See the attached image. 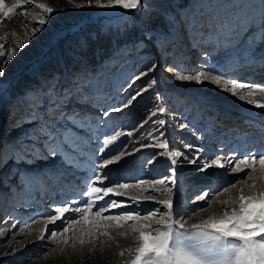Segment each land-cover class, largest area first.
<instances>
[{"label":"rangeland","instance_id":"1","mask_svg":"<svg viewBox=\"0 0 264 264\" xmlns=\"http://www.w3.org/2000/svg\"><path fill=\"white\" fill-rule=\"evenodd\" d=\"M154 1H161L162 14L171 24L169 31L157 26L154 19L158 13L154 7L144 8L145 13L141 14L150 19L145 21L146 24H140V16L132 18L135 15L133 9L119 6L76 8L70 0H35L56 10L45 17L48 22L34 36L31 30L40 28V25L33 15L41 12L35 6L25 5L17 9L10 19L0 15V45H4L5 52L15 49L17 53L7 64L0 65L4 69L0 75V264H121L127 259V252L124 257L117 254L134 245L128 226L111 227L107 229L110 235L94 232L85 237L83 244L79 239H70L67 244L63 240L57 243L59 238L40 239L42 235H50L52 230H62L59 221L49 223L50 216L55 214L54 209L63 207L65 202L80 200L79 193L90 178H95L94 172L97 171L107 177L103 186H110L134 184L141 180L151 183L166 177L170 180L169 169L175 167L176 185L171 197L175 212L184 217L180 222L186 226L203 221L225 208L237 207V204L225 205L220 201L238 195L242 189L245 196L251 195L256 190L251 186L262 183L259 167L247 180L242 173H226L215 167L205 172L197 169L216 155L227 156L217 145L213 147L216 139L227 144H222L221 148H228L229 152L236 149L239 153L264 150V109L250 103L252 111L244 108V102L228 90L232 87L228 84L231 80L237 82L235 92L238 93L241 91L239 85L249 84L246 80H234L245 64L264 61V31H261L264 0ZM14 2L5 0L9 6ZM74 2L84 3L86 0ZM124 13L138 29V38H142L120 46L112 39L115 48L110 56L103 53V58L94 63L82 62L77 57L80 54H99L95 46L83 50L72 45L75 40H81L77 38H84L86 33L82 29L98 24L97 31H114L122 24L119 19ZM238 24H242V30L233 32L232 27ZM217 31H230L235 35L224 39L226 51L216 59L212 56L206 63L207 69L199 68L196 51L209 49L213 39L218 43L214 36ZM25 41L23 48L17 46L18 42ZM64 46L73 53L69 59L65 56L63 65L59 62L62 58L59 49ZM69 62L70 68H67ZM189 62L193 68L184 71L182 67ZM153 65L156 67L150 71ZM199 72L209 78L212 75L222 77L221 89L215 90L204 83L211 79L202 77L203 82L198 83L177 78L178 75L192 76ZM255 83L250 82L253 87L260 85L264 88V85ZM225 84H228L230 96L227 99L233 101L231 104L222 97L225 96L222 93ZM133 96L136 99L129 103ZM81 100L87 102L80 103ZM53 102L58 105L52 111L53 116L60 110H75L86 117L77 125H69L78 138L76 146L73 149L64 146L56 155L42 149L36 136L31 135L37 130L38 116L49 120L48 110ZM160 107L166 111L160 113ZM114 108L121 110L112 111ZM105 111L108 116L104 115ZM233 111L239 115L235 117ZM158 120L166 122L162 128L155 123ZM81 123L83 126H79ZM218 128L223 133L210 132ZM161 131L163 137H159ZM238 131L240 133L236 134ZM117 132H131L132 135L118 137L101 153L103 140ZM157 137L167 139V151L183 153L177 157L176 165H171L170 160L161 154L164 149L153 147ZM186 145L203 149L194 164L189 163L193 153ZM121 152L124 155L120 161L98 167L105 159ZM169 180L158 187H172ZM230 181L235 182L234 187L229 185ZM208 186L227 188V191H219L211 198L210 205L196 200L200 190ZM128 191L134 195L140 189ZM146 194L156 195L157 199L168 198L152 192ZM46 195H50V199ZM51 199L53 203L49 204ZM155 207L151 202H144L130 204L127 210L143 217ZM112 212L119 213L120 209ZM156 219H159L158 215L153 219V227L158 226ZM126 231H129L127 236L121 235ZM72 235V231L64 233L65 238Z\"/></svg>","mask_w":264,"mask_h":264},{"label":"snow or ice","instance_id":"2","mask_svg":"<svg viewBox=\"0 0 264 264\" xmlns=\"http://www.w3.org/2000/svg\"><path fill=\"white\" fill-rule=\"evenodd\" d=\"M70 2L76 8L92 6L113 8L119 6L123 9L136 10L137 13L145 8L142 0H86L84 3H75L74 0H70ZM25 5L35 6L41 10L40 13L33 15V19L37 20L40 25V28L31 30V34L34 36L48 22L45 17L56 9L46 3H36L35 0H15L10 6L5 3V0H0V15L10 19L17 9ZM261 31H264V19L261 21ZM12 34L15 35V31ZM26 42H18L17 46L23 48ZM16 54L15 49H8L5 52L4 45H0V57H4V59H0V65L7 64ZM155 67L156 65H153L149 70L152 71ZM169 70L171 71V69ZM3 71V67L0 66V75H3ZM202 77L204 79L209 78L203 72L192 76L178 75L177 78L180 80H194L199 83L203 82ZM212 79L219 85L222 77L216 76ZM152 83H155V81ZM228 84L232 85L231 89L228 90L235 95L237 82L229 81ZM228 84L224 85L226 89ZM239 87L247 86L239 85ZM259 91L264 92V88H259ZM253 94L254 92L250 90L240 98L245 99L246 96H252ZM136 95H139V92ZM135 99L136 96H133L129 103ZM79 102L86 103L87 101L81 100ZM248 103L264 109V104H259L253 100H248ZM57 106L56 102L49 106V120L45 121L43 117H37V130L31 134L36 136L41 148L51 155H56L58 150L64 146L69 149L76 146L78 138L69 125H77L78 121L86 118L75 110H60L58 114L53 116L52 111ZM120 110V108L112 109L116 112ZM158 111L164 113L166 109L160 107ZM104 115L108 116L109 113L105 111ZM153 115H156V113H153ZM155 123L162 128L166 122L158 120ZM79 126H83L82 123ZM124 135L131 136L132 133L117 132L115 135L104 139L103 148L100 149V152L102 153L105 148L113 145L118 137ZM163 136L164 133L161 131L159 137ZM159 137L156 138L153 147L164 149L165 151L161 154L170 160L171 165H176L177 157L183 156V153L167 151L169 147L167 139L161 140ZM185 147L193 153V158L189 163H196L203 149H193L192 145H186ZM33 152H35V149H33ZM123 155L124 153L121 152L119 155L112 156L111 159H105L103 164L98 167L104 168L118 162ZM35 158L33 156V159ZM184 158L187 159V157ZM213 167L224 169L226 173H242L245 180L259 167V179L262 183L259 186L256 184L251 186L256 189L251 195L245 196L242 189L238 195L229 196L226 200L220 201L225 205L237 204V207L225 208L221 212L213 213L203 221L186 226L180 222L184 217L175 212L171 197L173 187L176 185L175 167L169 169L170 180L166 177L151 183L141 180L134 184L115 183L110 186H103V180L107 177H102L97 171L94 172L95 178H90L79 193L80 200L65 202L63 207L54 209L55 214L50 216L49 223L56 224L59 221L62 230H52L50 235L47 237L42 235L40 239L52 240L59 238L56 242L59 243L60 240H63L64 244H67L70 239L73 241L79 239L80 243L83 244L85 243V237L91 236L94 232L110 235L107 229L128 226L134 245L122 249L117 254L124 257L125 252L128 253V258L121 261V264H264V150L245 153L233 151L224 157L216 155L210 162L206 161L203 167L198 168L197 171L205 172ZM166 180H169L172 187H158V185H165ZM97 184L101 186H97ZM229 185L234 187L235 182L230 181ZM129 189H140V191L130 195ZM219 191H227V188L208 186L201 189L195 199L210 205L211 198L217 195ZM149 192L165 195L168 198L157 199L156 195L146 194ZM144 202H151L156 205L155 210L149 212L147 216L142 217L133 211L127 210L130 204L140 205ZM113 209H120V212L113 213ZM157 215L159 219L155 220V224L158 226L153 227V219ZM77 225H79V228H77ZM44 230H47V225H45ZM70 231L73 232V235L65 238L64 233ZM129 231L121 235L127 236ZM76 232H79L80 235H75Z\"/></svg>","mask_w":264,"mask_h":264},{"label":"trees","instance_id":"3","mask_svg":"<svg viewBox=\"0 0 264 264\" xmlns=\"http://www.w3.org/2000/svg\"><path fill=\"white\" fill-rule=\"evenodd\" d=\"M142 2L145 3V7H154L156 8V13L157 17L156 19H154V21L157 22V26L161 29V30H165V31H169V29L171 28V24L169 22V20H167L164 16V14H162L161 11V1H154V0H142ZM141 13H145L144 9H142L141 11H139V13L136 12V10L134 11V17H132L133 19H135L136 17L140 16L138 20L142 21L140 22V24H146L145 21H148V19L150 18H145V16ZM165 13V12H164ZM160 14V15H159ZM153 17V16H152ZM118 19V17H117ZM128 15L126 13H124L121 16V19H119V21L122 23L120 25V27L116 28L114 31H109V32H102V31H97V27L98 24L95 25H91L92 28L96 29V31H91L92 28H83V32L86 33L84 38L82 39L81 37L77 38L81 39L80 41H74L73 42V46L79 47L80 49H87L88 46L91 45V47L93 48L94 46L96 47L97 52L99 53L97 56L94 55L93 52H90V54H80L77 57H80L79 59L82 62H85V64H90V63H94L95 61L102 59L103 57V53H105L106 55L109 54L108 56H110V52L113 51V45H112V39H115L117 41L116 45H121L124 44L126 42H130V41H135L138 38V29L133 27V23L130 22L128 20ZM147 19V20H146ZM152 21V20H151ZM95 26V27H94ZM145 27V26H144ZM94 32V33H92ZM96 33V34H95ZM82 35V34H81ZM80 35V36H81ZM142 38V37H141ZM140 37L138 39H141ZM80 42L82 43V45H80ZM84 44V46H83ZM93 45V46H92ZM115 45V46H116ZM72 48V47H70ZM71 50V49H70ZM59 51L62 52V54L59 55V57H62L59 62H61V64L64 65L63 61L65 60V56H67V58H70V53L73 52H69L68 49L64 46V49L61 48L59 49ZM72 51V50H71ZM103 51V52H102ZM51 57L52 54L48 53ZM88 55V56H87ZM53 60H55L52 57ZM55 62V61H54ZM71 62L67 63L66 66L67 68H70ZM77 64V63H76ZM66 68V69H67ZM29 80L27 79V85H28ZM31 82V81H30ZM23 86H26L25 83H22ZM114 264V263H113ZM117 264V263H116Z\"/></svg>","mask_w":264,"mask_h":264},{"label":"bare ground","instance_id":"4","mask_svg":"<svg viewBox=\"0 0 264 264\" xmlns=\"http://www.w3.org/2000/svg\"><path fill=\"white\" fill-rule=\"evenodd\" d=\"M202 56H204V54H201ZM186 67L184 68V71H190V69H192L193 68V65L189 62L188 64H186L185 65ZM190 67V68H189ZM187 69V70H186ZM167 72H168V70H167ZM212 77H216L215 75L213 76H210V78H208V79H211L212 81H205L204 83L205 84H209L210 86H212V88L213 89H215V90H219V88L221 89V84H219V85H217L215 82H213V79H212ZM232 81V80H231ZM257 84L259 83V84H262V85H264V83H262V82H256ZM255 83V84H256ZM245 86H247V87H240V88H238V89H240L241 91L238 93V92H235L236 94L234 95V97L235 98H238L239 99V101H242V102H244V108H247L248 110H253L252 108H249V107H251L250 105H249V103H248V100H253V101H256L257 103H259V104H264V92H261V91H259V88H263V87H253V85L252 84H250V82H249V84H247V85H245ZM260 86V85H259ZM228 89V88H227ZM227 89H224V91H222V93L225 95V96H222L224 99H225V101L226 102H230V104L231 103H233V101L232 100H230V101H228V99L227 98H229V93L227 92ZM251 89H254V94L252 95V96H246V98L245 99H241L240 97L241 96H245V95H243V94H246L248 91H250ZM226 90V91H225ZM240 93H243V94H240ZM218 99H220L221 100V98L218 96L217 97ZM235 103V102H234ZM239 105H241V104H239ZM248 106V107H247ZM233 107H235V106H233ZM256 108H257V106H256ZM255 108V109H256ZM234 110V109H233ZM96 112H100V110H95ZM234 112V111H233ZM233 115H235V117H237L238 115H239V113L237 112V111H235L234 113H233ZM232 116V115H231ZM230 118H234V117H230ZM245 124H249V123H245ZM236 133H239V131L238 132H236ZM241 136L240 137H242V134H240ZM215 142V141H214ZM210 150V149H209ZM206 156L205 157H207V158H209L208 157V155L207 154H205ZM220 173H222V171H220ZM230 179L228 178V180L227 181H229ZM50 202H51V200H50Z\"/></svg>","mask_w":264,"mask_h":264}]
</instances>
